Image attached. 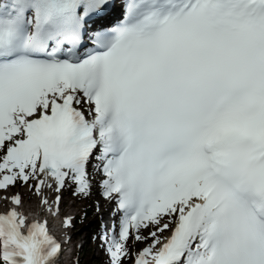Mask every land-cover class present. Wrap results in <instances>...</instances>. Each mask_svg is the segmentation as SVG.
<instances>
[{"label": "snow or ice", "instance_id": "snow-or-ice-1", "mask_svg": "<svg viewBox=\"0 0 264 264\" xmlns=\"http://www.w3.org/2000/svg\"><path fill=\"white\" fill-rule=\"evenodd\" d=\"M17 183L105 264H264V0H0V264H63Z\"/></svg>", "mask_w": 264, "mask_h": 264}, {"label": "rangeland", "instance_id": "rangeland-1", "mask_svg": "<svg viewBox=\"0 0 264 264\" xmlns=\"http://www.w3.org/2000/svg\"><path fill=\"white\" fill-rule=\"evenodd\" d=\"M26 189H27V187H26ZM84 198L83 197H81V199H80V201L79 200H77V207L78 208H76V209H71V210H68V206L70 205V203L72 202V199H70V200H66V202H65V207H64V211L65 212H76L77 211V209L79 210V211H81L82 210V208L86 205V203L89 201V200H86V202H85V204H84ZM89 205H90V203H89ZM68 210V211H67ZM92 251V246H90V248L87 250V255H86V257H87V262H89V259H90V254L92 253L91 252ZM104 263V262H103ZM105 264V263H104Z\"/></svg>", "mask_w": 264, "mask_h": 264}, {"label": "bare ground", "instance_id": "bare-ground-1", "mask_svg": "<svg viewBox=\"0 0 264 264\" xmlns=\"http://www.w3.org/2000/svg\"><path fill=\"white\" fill-rule=\"evenodd\" d=\"M24 195H28V194H26V193H23L22 194V196H24ZM98 197V195L97 194H94V196H93V199H96ZM37 201V200H36ZM36 201H32V202H36ZM107 205V203L105 202L104 204H103V206L105 207ZM34 209V208H33Z\"/></svg>", "mask_w": 264, "mask_h": 264}]
</instances>
